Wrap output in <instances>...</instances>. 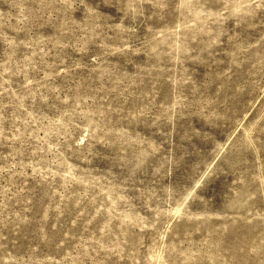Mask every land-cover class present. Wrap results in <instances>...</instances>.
Instances as JSON below:
<instances>
[{
  "label": "rangeland",
  "instance_id": "374dc122",
  "mask_svg": "<svg viewBox=\"0 0 264 264\" xmlns=\"http://www.w3.org/2000/svg\"><path fill=\"white\" fill-rule=\"evenodd\" d=\"M0 264H264V0H0Z\"/></svg>",
  "mask_w": 264,
  "mask_h": 264
}]
</instances>
